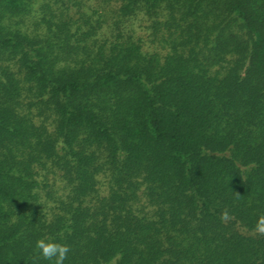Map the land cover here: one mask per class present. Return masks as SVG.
Segmentation results:
<instances>
[{"label": "trees", "instance_id": "trees-1", "mask_svg": "<svg viewBox=\"0 0 264 264\" xmlns=\"http://www.w3.org/2000/svg\"><path fill=\"white\" fill-rule=\"evenodd\" d=\"M261 214L264 0H0V264H264Z\"/></svg>", "mask_w": 264, "mask_h": 264}, {"label": "clouds", "instance_id": "clouds-1", "mask_svg": "<svg viewBox=\"0 0 264 264\" xmlns=\"http://www.w3.org/2000/svg\"><path fill=\"white\" fill-rule=\"evenodd\" d=\"M220 218L223 222H228L232 219L227 210L221 213ZM253 231L257 235L264 236V214L257 217ZM35 247L43 259L51 261L53 264H64L68 253L71 251L68 245L56 242L51 238L38 239Z\"/></svg>", "mask_w": 264, "mask_h": 264}]
</instances>
